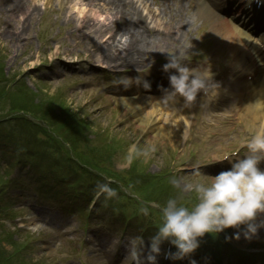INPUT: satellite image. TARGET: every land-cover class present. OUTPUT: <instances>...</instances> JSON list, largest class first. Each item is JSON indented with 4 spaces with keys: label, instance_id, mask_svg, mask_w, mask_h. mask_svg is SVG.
<instances>
[{
    "label": "clouds",
    "instance_id": "9594fccd",
    "mask_svg": "<svg viewBox=\"0 0 264 264\" xmlns=\"http://www.w3.org/2000/svg\"><path fill=\"white\" fill-rule=\"evenodd\" d=\"M162 70L170 73V89L164 90L163 97L157 101L158 106L174 105L181 98L185 105H189L197 100L198 93L208 95L219 87L211 82L210 70L190 68L180 56H169ZM133 82L145 89L150 88V83L140 76H120L113 81L125 89ZM244 146L247 152L235 162L228 153L210 162L228 160L231 162L229 170L211 177L203 174L197 166L194 175L198 180L185 184L180 194L169 196L163 203L153 202V207L159 211L160 223L148 238L147 245L142 235L127 238L129 264H157L165 241L175 247L170 258L176 260L193 253L199 246V238L206 233L215 235L243 225L245 239H250L264 227V221L255 222L258 215L264 214V170L259 167L264 161V131H257L244 142ZM132 150H136L135 145ZM152 151H155L154 147ZM170 183L178 187L180 181L172 178ZM101 195L114 198L118 193L110 182H103L96 185V196ZM192 195L195 196L194 202ZM141 212L146 216L150 214L147 207L141 208Z\"/></svg>",
    "mask_w": 264,
    "mask_h": 264
},
{
    "label": "rangeland",
    "instance_id": "374dc122",
    "mask_svg": "<svg viewBox=\"0 0 264 264\" xmlns=\"http://www.w3.org/2000/svg\"><path fill=\"white\" fill-rule=\"evenodd\" d=\"M20 3L25 2L28 6L26 11L21 10L18 15H13L15 12H10L11 16H8L7 14L1 15L0 12V24L4 25L6 28H8L11 32V35L8 36V40L10 42H16L21 41L16 47L10 49V54L13 55L16 54V57L12 59V61L15 63L21 62L23 58H21V54H24L25 59H29L32 52L33 55L38 56V54H42L45 50L49 48H56L59 49L60 53H64V49H66L67 52H78L79 49L77 46H79V37L76 32L73 31V25L71 23V18L69 17V13L67 12L68 8H62L59 10L54 11L52 14L47 13L46 11H43L38 3L35 4L32 1L29 0H19ZM43 1V0H40ZM59 0H50L51 3H57ZM14 9H17L18 6H14L13 3L11 4ZM5 12V11H4ZM7 13V12H6ZM0 28L1 25H0ZM3 29V28H2ZM0 29V31L2 30ZM43 32L47 33V35H42ZM14 38V39H12ZM43 39L44 44H41L40 39ZM1 47L6 45V43L2 40L0 41ZM32 51V52H31ZM42 60H45V58H42ZM31 62L27 63L24 70L27 68H30ZM21 68L20 65L18 67L14 68V65L11 64L10 69L12 71H19ZM30 75H34V73H31L29 71ZM35 78V77H33ZM42 84H38L34 82V87L38 88L41 87ZM48 88H46L45 95L52 96L54 93V89L50 88L52 87V84L47 85ZM45 88V87H44ZM42 91V88H41ZM205 133H201L198 136V139H202ZM154 138H157V136L154 135ZM153 147L156 149V146L153 145ZM148 148L145 146L146 150L151 152L152 148ZM163 160H168V155H164L162 158ZM185 179L187 180L186 183L195 182L196 179H193L192 177L185 176ZM12 193L9 192V195ZM6 202V195L2 197L0 204ZM1 210H4V208H1ZM51 264H54L53 262Z\"/></svg>",
    "mask_w": 264,
    "mask_h": 264
},
{
    "label": "bare ground",
    "instance_id": "6f19581e",
    "mask_svg": "<svg viewBox=\"0 0 264 264\" xmlns=\"http://www.w3.org/2000/svg\"><path fill=\"white\" fill-rule=\"evenodd\" d=\"M121 9L122 8H119V9L115 10V14L119 15L120 19L126 20L127 17L125 16V14L123 13V11ZM80 14L81 15H79V16L81 18H83L82 17L83 11H81ZM182 23H184V22H182ZM85 31H88V30L85 29ZM123 47L124 48H122V51H123L124 54H122V58H124V60L121 62V64H123V65H133V64H137L138 63L139 58L148 49V43H147V39L144 38L142 35H134V36L129 37V39L127 41H125V44L123 45ZM115 48H116V45L115 46H110L109 50H111V49L114 50ZM104 61L106 63H117L118 62L117 60H114L108 54H106L104 56ZM258 65L259 64L256 63L254 68H249L248 70L251 71V72H257V74H258L259 71H260ZM243 67L247 68L245 66H243ZM158 111H159V108L157 106H155L146 115H144V117L145 118L150 117L153 114L157 113Z\"/></svg>",
    "mask_w": 264,
    "mask_h": 264
}]
</instances>
